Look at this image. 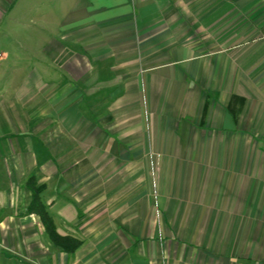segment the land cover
Instances as JSON below:
<instances>
[{"label": "crops", "instance_id": "1", "mask_svg": "<svg viewBox=\"0 0 264 264\" xmlns=\"http://www.w3.org/2000/svg\"><path fill=\"white\" fill-rule=\"evenodd\" d=\"M37 1L0 0L47 35L0 65V264H264V0Z\"/></svg>", "mask_w": 264, "mask_h": 264}, {"label": "rangeland", "instance_id": "2", "mask_svg": "<svg viewBox=\"0 0 264 264\" xmlns=\"http://www.w3.org/2000/svg\"><path fill=\"white\" fill-rule=\"evenodd\" d=\"M60 1V2H59ZM61 0H38L37 1V7L35 9H32L31 15L34 16L37 20H56L58 19V16L61 14V6H60ZM47 22V21H46ZM6 24L1 27L0 29V55L6 54V58L0 60V65H4V76L2 77V81H10V72L12 71L13 67L15 66L13 63V58L16 56L17 53L22 54V57H20V60L26 59V53L20 51V44L22 42L34 46L39 47L41 45H44L43 42V36H47L44 34V32H40L39 27L42 28L43 24L37 23V26L35 28L31 27V25H28L27 27L31 28L30 32L24 31L25 28L21 29L17 26H12V24L8 23V20L5 21ZM25 25H27L25 23ZM14 28V29H13ZM35 34L34 42H29L27 39L22 40L19 39L20 37H24L26 34ZM47 40V39H46ZM48 42V41H46ZM49 43V42H48ZM34 44V45H33ZM22 64V61H21ZM3 69H0V73ZM2 82L0 81V84ZM5 91V90H4Z\"/></svg>", "mask_w": 264, "mask_h": 264}, {"label": "trees", "instance_id": "3", "mask_svg": "<svg viewBox=\"0 0 264 264\" xmlns=\"http://www.w3.org/2000/svg\"><path fill=\"white\" fill-rule=\"evenodd\" d=\"M39 201H38V190H35V197L33 199V203L31 205L32 209H36L38 211V213L40 214V218L42 220V223L45 227V230L47 231V233L49 234V236L51 237L52 241L57 244V245H60V244H63L65 245L64 243H68L69 241H73L72 239L70 238H62V237H59L56 232H55V227L53 226V223H52V220L51 218L48 216L47 213H45L43 211V208L41 207V210H39L40 206H39ZM72 245V246H71ZM77 244L75 243V241L73 242V244H69V246L65 249L67 250H72L74 249V247L76 246ZM71 246V247H70Z\"/></svg>", "mask_w": 264, "mask_h": 264}]
</instances>
